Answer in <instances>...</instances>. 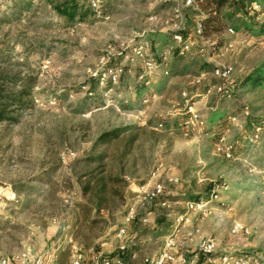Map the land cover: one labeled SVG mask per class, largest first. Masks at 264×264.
I'll use <instances>...</instances> for the list:
<instances>
[{
    "label": "rangeland",
    "instance_id": "1",
    "mask_svg": "<svg viewBox=\"0 0 264 264\" xmlns=\"http://www.w3.org/2000/svg\"><path fill=\"white\" fill-rule=\"evenodd\" d=\"M69 1L0 0V97L9 102L0 256L50 250L45 264H73L76 254L143 264L174 233L172 251L188 264H264L262 5L260 33L201 39V3L101 0L95 10L75 0L87 15L67 18L55 5ZM177 32L193 42L183 55ZM228 65L229 77L215 75ZM23 89L30 96L14 101ZM115 129L117 139L99 141ZM89 172L125 180L110 209L96 210L101 187L83 193ZM157 183L164 193L144 198ZM206 238L216 243L210 256L199 249Z\"/></svg>",
    "mask_w": 264,
    "mask_h": 264
},
{
    "label": "trees",
    "instance_id": "2",
    "mask_svg": "<svg viewBox=\"0 0 264 264\" xmlns=\"http://www.w3.org/2000/svg\"><path fill=\"white\" fill-rule=\"evenodd\" d=\"M203 8V17L200 19L203 27L204 38L213 35H221L230 28L240 30L243 29L245 33H260L255 30L253 21L258 15L255 10V5H262L264 12V0H199ZM55 9L57 12L67 18H74L76 16L85 17L86 11H80L79 2L70 0L62 4H56ZM251 11L254 14H251ZM178 51V50H177ZM178 54V53H177ZM250 80L247 78L246 81ZM31 91L23 89L12 98L14 101L23 102V99L29 97ZM0 97V120L5 119L9 102ZM121 129L110 130L104 132L99 141L108 143L120 136ZM100 158L102 156H99ZM91 159V158H90ZM102 160V158H101ZM90 177L84 182L82 191L85 195H89L96 188L101 187L99 206L97 211H101L103 206L110 209L111 200L120 196V190L117 184L125 181L121 176L110 174L109 176L98 177L94 173L89 172ZM110 180L112 187L108 188L107 180Z\"/></svg>",
    "mask_w": 264,
    "mask_h": 264
},
{
    "label": "built area",
    "instance_id": "3",
    "mask_svg": "<svg viewBox=\"0 0 264 264\" xmlns=\"http://www.w3.org/2000/svg\"><path fill=\"white\" fill-rule=\"evenodd\" d=\"M165 2H178L179 0H163ZM184 7H195L198 5L199 0H181ZM93 9H99L101 6V0H91ZM230 31H234L233 28L229 29ZM196 33L197 36L201 39H204L203 36V27L201 20L198 19L196 21ZM173 38L178 43V50L180 54H185L188 52L190 47L193 45V42L189 39L184 37L183 33L177 32L173 34ZM147 44V43H146ZM140 51L143 50V45L139 46ZM166 59V58H165ZM232 71V66H224L222 68L215 69V75L221 79H225L229 77ZM221 89V88H220ZM194 115V114H193ZM197 118V114H195ZM164 185L162 183H157L152 189L147 190L144 198H149L151 200L157 199L160 195L164 193ZM195 202L188 201L187 207L191 209L195 206ZM135 207L130 208L129 217L134 214ZM125 231V228H122L119 232V236H121ZM175 245V236L174 233L169 235L165 242V247L163 251L157 255L156 257H145L144 264H168L175 261H178L179 264H188L185 257L182 255L177 256L173 251L172 247ZM216 243L213 238H206L201 240L199 244V249L206 255H211L214 253ZM50 253V250H47L44 253H33L31 251H23L13 256H0V264H45L46 263V255ZM234 259L233 256L224 255L222 257L223 263H230ZM208 261H212L210 257ZM73 264H125L124 260L120 256H105L103 254H98L94 256V258L86 263L83 254H76L74 255Z\"/></svg>",
    "mask_w": 264,
    "mask_h": 264
},
{
    "label": "crops",
    "instance_id": "4",
    "mask_svg": "<svg viewBox=\"0 0 264 264\" xmlns=\"http://www.w3.org/2000/svg\"><path fill=\"white\" fill-rule=\"evenodd\" d=\"M130 255L132 256V258H136V256H137V254H136L135 252H131ZM118 256H119V255H118ZM112 257H113V256H112ZM120 257H121V256H120ZM122 258H123L125 264H127L126 261H125V258H124V257H122ZM143 264H144V260H143ZM168 264H179V262H178V261H175V262L168 263Z\"/></svg>",
    "mask_w": 264,
    "mask_h": 264
}]
</instances>
